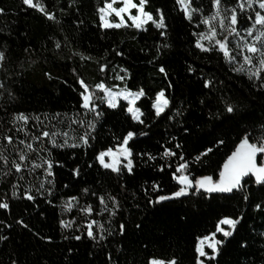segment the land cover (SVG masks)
<instances>
[{
    "label": "trees",
    "instance_id": "obj_1",
    "mask_svg": "<svg viewBox=\"0 0 264 264\" xmlns=\"http://www.w3.org/2000/svg\"><path fill=\"white\" fill-rule=\"evenodd\" d=\"M229 2L234 3V0ZM100 3L102 0H77L76 5L68 9L69 14H61V22L54 23L23 5L22 0H0V7L5 9V14L0 15V49L8 50V62L0 69V81H5L17 98L9 103L6 96L0 97V105L7 109L0 108V122L7 121L10 114L17 111L71 115L77 109L73 69L91 84L99 75L96 60L106 57L117 66L127 67L131 73L129 87H143L147 93L140 104L145 112V125L134 124L120 110H108L89 146L53 152L54 158L63 164V167L54 168L57 199L53 203L58 204L61 196L76 195L83 187L111 192L121 201L122 207L116 223L123 221L127 230L123 235L110 237L102 246L86 235L79 241L65 239L77 233L61 229L58 219H67L75 212L62 216L58 207L45 202L51 197H37L35 203L24 198L10 199V208L0 209L3 222L0 235L8 237L0 241V264H11L13 260L17 264H148L152 257L166 260L175 257L179 264H194L195 238L213 231L220 217H235L241 213L244 218L238 230L211 264H264V236L261 235L264 233V209L254 207L256 203L264 204V187L249 182L244 190L228 195L203 198L193 193L165 202L154 211L146 210L144 187L149 188V195H152L153 181L160 183V194L173 190L170 170L160 172L156 168L165 161L157 159L144 163L146 157H135L133 173L124 172L117 177L101 169L94 159L98 151L115 143L114 136L131 129L138 134L147 133L146 136L137 135L131 144L134 153L157 155L162 151V144L174 147V143H180L181 151L191 160L211 148L212 151L202 157V163H194L192 172L194 175L213 174L242 134L241 129L264 119V89L254 86L242 74L232 73L215 52L202 53L196 49L191 35L193 24L183 17L175 0H149L148 4L147 10L153 13L156 8L164 11L167 38L160 37L151 25L146 26V31L100 29L95 13ZM196 5H202L205 10L209 7L208 0H196ZM48 6L67 9V0H48ZM76 21H83V24L77 26ZM57 39L62 42L60 49L54 47ZM158 41L170 45L159 56L155 47ZM114 48L124 55L114 56ZM25 49L34 51L25 52ZM77 53L90 55L93 60L83 61ZM161 64L167 76L158 71ZM189 66L193 72H188ZM204 79L215 81L211 91L203 87ZM169 84L172 87L169 88ZM161 89L166 90L172 101L170 107L184 109L183 116L175 121H169L167 116L154 118L149 110L150 99ZM221 97L237 105L239 111L235 115L223 114L219 120L209 119V110L222 112ZM167 114L172 115V112ZM185 127L189 129L187 133ZM171 137L175 138L174 143ZM216 139L225 140V144L215 145ZM89 163L92 167H88ZM77 166L81 174L73 177L72 169ZM14 179H0V197L10 195ZM34 182V177L26 175L22 184ZM65 184L69 187L64 188ZM245 194L249 195L247 201L243 199ZM18 220H23L28 227L18 224ZM44 236H50L51 240L41 239Z\"/></svg>",
    "mask_w": 264,
    "mask_h": 264
},
{
    "label": "snow or ice",
    "instance_id": "obj_2",
    "mask_svg": "<svg viewBox=\"0 0 264 264\" xmlns=\"http://www.w3.org/2000/svg\"><path fill=\"white\" fill-rule=\"evenodd\" d=\"M77 0H67V9H59L48 6V0H22V4L42 14L47 20L60 23V15L69 14L68 9L73 8ZM149 0H102L96 9L97 26L100 29L130 28L137 31H146L148 25L158 30L159 36L167 38L166 16L161 8H156L155 13L148 9ZM175 5L183 17L193 24V44L202 53L215 52L219 59L227 65L232 73H239L257 88L264 89V0H208V9L202 5L197 6L196 0H175ZM78 12L79 9L77 8ZM207 11V14H205ZM5 14V9L0 7V15ZM77 26L83 21H76ZM202 27L203 30H195ZM65 37V43H67ZM54 47L60 49L62 42L57 39ZM156 55L162 54V50L170 47L166 42L156 43ZM34 51L25 49V52ZM143 51V49H141ZM8 50L0 49V69L8 62ZM83 61H92L90 55L77 53ZM113 55L120 57L124 53L113 49ZM155 59V57H154ZM98 66V78L91 84L87 83L82 75L73 69L76 77L74 83L77 86V109L68 113H28L17 111L10 114V119L0 122V179L15 177L11 182L10 195L0 197V209L10 208V199L24 198L36 202L37 197H51L45 202L58 207L60 214L69 215L67 219H58V225L64 230H73L75 233L65 239L79 241L86 235L96 245L102 246L110 237L123 235L126 232V224L123 221L116 223V218L122 211L121 201L111 192H98L91 187H83L76 195L61 196L59 203L55 195V167H63V164L53 156L55 150L77 149L90 145L95 139L94 133L98 124L105 117L108 110H120L128 115L134 124L145 125V112L140 104L147 93L143 87H129L131 73L127 67L117 66L106 57L96 60ZM188 72L194 69L189 66ZM6 71V70H5ZM158 71L165 76V66L161 64ZM49 78L51 75L46 73ZM109 81H112L111 83ZM120 83H116V82ZM215 81L204 79L203 87L211 91ZM168 87H172L171 84ZM7 97L9 103L17 99L11 89L6 87L5 81H0V97ZM221 110L212 112L209 110V119L219 120L223 114L235 115L239 108L224 97L220 98ZM204 103V101H201ZM172 101L166 95V90L161 89L150 99V111L154 118L167 116L169 121H175L183 116L182 107L172 108ZM7 111L3 105H0ZM172 112V115H168ZM5 124L7 126H5ZM187 133L189 129L184 128ZM237 142L231 151L225 155L223 162L213 174L194 175L192 167L194 163H202L205 157L212 151L206 148L191 160L185 157L181 151V144L174 143V147L162 144V151L157 155L147 152L134 153L131 146L137 135L146 136L128 130L120 136H114L115 143L95 154V162L103 170L115 173L117 177L124 172L132 174L134 171L135 157H146L144 163L160 159L165 163L156 165L160 172L170 170V179L173 181V190L167 194L162 191L159 182L153 181L150 188H143L146 210H156L163 207L165 202L176 201L181 197H188L193 193L203 198L213 197L216 193H234L244 190L251 182L264 187V119L257 124H249L241 129ZM225 140L216 139L215 145H224ZM88 167H92L89 163ZM79 166L72 169L73 177H79ZM35 178L34 183L23 185L25 177ZM67 184L64 188H68ZM124 186L121 185L123 190ZM247 201L249 195H243ZM139 207V205H137ZM256 209H264V204L256 203ZM243 213L239 216L225 215L214 224L213 231L195 238L194 264H211L222 251V248L242 222ZM25 228L23 220L16 221ZM3 222L0 221V224ZM114 223L116 226L114 227ZM222 225L227 227H222ZM137 224L136 227L140 228ZM11 227V225H7ZM218 234L220 238H218ZM264 236V233H261ZM7 236L0 235V241H6ZM51 240L50 236L41 237ZM72 249H69L71 252ZM111 259V254H109ZM11 264H17L15 260ZM148 264H179L172 257L170 259L149 258Z\"/></svg>",
    "mask_w": 264,
    "mask_h": 264
},
{
    "label": "water",
    "instance_id": "obj_3",
    "mask_svg": "<svg viewBox=\"0 0 264 264\" xmlns=\"http://www.w3.org/2000/svg\"><path fill=\"white\" fill-rule=\"evenodd\" d=\"M216 194H224V195H228V194H231V193H216ZM215 195V194H214Z\"/></svg>",
    "mask_w": 264,
    "mask_h": 264
},
{
    "label": "rangeland",
    "instance_id": "obj_4",
    "mask_svg": "<svg viewBox=\"0 0 264 264\" xmlns=\"http://www.w3.org/2000/svg\"><path fill=\"white\" fill-rule=\"evenodd\" d=\"M202 29H203V28H202ZM222 227H227V226L222 225ZM218 238H220L219 234H218Z\"/></svg>",
    "mask_w": 264,
    "mask_h": 264
}]
</instances>
